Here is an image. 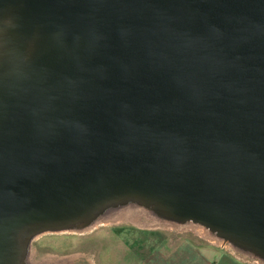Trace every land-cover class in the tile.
Here are the masks:
<instances>
[{
    "label": "water",
    "instance_id": "95a60500",
    "mask_svg": "<svg viewBox=\"0 0 264 264\" xmlns=\"http://www.w3.org/2000/svg\"><path fill=\"white\" fill-rule=\"evenodd\" d=\"M0 264L128 200L264 259V0H0Z\"/></svg>",
    "mask_w": 264,
    "mask_h": 264
},
{
    "label": "rangeland",
    "instance_id": "374dc122",
    "mask_svg": "<svg viewBox=\"0 0 264 264\" xmlns=\"http://www.w3.org/2000/svg\"><path fill=\"white\" fill-rule=\"evenodd\" d=\"M144 218L145 217H141V219L146 220ZM182 225L183 224H179L175 227L173 226L168 228L158 225L142 227L135 223L126 221L119 224L99 225L97 228H93L84 232L64 230L46 231L44 233L39 232L37 236L35 235V237L29 241V243L27 242L23 260L28 257L31 258V260L35 263H42L46 261L55 262L67 256L76 255L75 259L72 261V264H82V259H85L86 257H89L91 260H93L94 264L95 256L98 251H100V258L107 259L106 255H108V257L110 256L109 261L111 262V254L113 249L127 247L131 243L128 240H123V237L127 236L129 239L133 240L135 233H140L142 231H153L166 233L173 238L182 236L190 237L202 246L224 251H233L236 255L250 262L255 264H264V262L259 260L256 261L254 256L246 254L229 242H225L227 244L223 247L218 241L210 240L203 234H197L189 228L183 227Z\"/></svg>",
    "mask_w": 264,
    "mask_h": 264
},
{
    "label": "crops",
    "instance_id": "0c3cea01",
    "mask_svg": "<svg viewBox=\"0 0 264 264\" xmlns=\"http://www.w3.org/2000/svg\"><path fill=\"white\" fill-rule=\"evenodd\" d=\"M134 239L123 237L131 243L112 250V259L95 256L94 264H255L240 256L216 248L200 245L190 237H176L153 231L134 234ZM82 264H93L89 257Z\"/></svg>",
    "mask_w": 264,
    "mask_h": 264
},
{
    "label": "bare ground",
    "instance_id": "6f19581e",
    "mask_svg": "<svg viewBox=\"0 0 264 264\" xmlns=\"http://www.w3.org/2000/svg\"><path fill=\"white\" fill-rule=\"evenodd\" d=\"M10 23L6 20L0 21V59L1 56L4 53V42H5V33L7 31L8 25ZM141 217H145L143 220ZM132 222L142 227H150L152 225H158V226H164V227H175L179 224H183V227L189 228L190 230L194 231L197 234H203L206 238H209L213 241H218L221 244H225L223 241V238L218 237V235L210 230L208 227L201 225L196 222L187 221V222H178L175 220H172L168 217H165L159 211H157L153 206L146 205L140 201L135 200H128L123 201L120 203L112 204L108 206L107 208H104L100 210L94 218H92L89 221H86L82 224H79L74 227H69L67 229H64V231H76V232H84L89 231L93 228H97L99 225L103 224H119L123 222ZM48 230L41 231L40 233H44ZM38 233L35 235L37 236ZM33 235L30 239L32 240ZM28 241V243H29ZM227 244V243H226ZM228 246V245H227ZM235 246V245H234ZM237 247V246H235ZM238 249L242 250L246 254H249L251 256H254L256 258V261L264 262V259L260 258L259 256L255 255L254 253H251L250 251L241 249L237 247ZM40 253V252H39ZM58 256V255H57ZM76 255L67 256L62 259H57L58 261L55 262H42V263H35L31 260V258L26 257L22 264H72L73 259H75ZM39 257V256H38ZM34 258V257H33ZM39 262V261H38Z\"/></svg>",
    "mask_w": 264,
    "mask_h": 264
},
{
    "label": "built area",
    "instance_id": "2783aa9c",
    "mask_svg": "<svg viewBox=\"0 0 264 264\" xmlns=\"http://www.w3.org/2000/svg\"><path fill=\"white\" fill-rule=\"evenodd\" d=\"M224 243H225V241H224ZM222 246H223V247L226 246V243H225L224 245L222 244ZM229 252L234 253L233 251H229ZM234 254H235V253H234Z\"/></svg>",
    "mask_w": 264,
    "mask_h": 264
}]
</instances>
